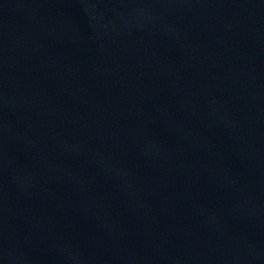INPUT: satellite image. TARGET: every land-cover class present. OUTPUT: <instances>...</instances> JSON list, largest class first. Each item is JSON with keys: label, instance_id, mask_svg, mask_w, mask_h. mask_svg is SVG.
Instances as JSON below:
<instances>
[{"label": "water", "instance_id": "water-1", "mask_svg": "<svg viewBox=\"0 0 264 264\" xmlns=\"http://www.w3.org/2000/svg\"><path fill=\"white\" fill-rule=\"evenodd\" d=\"M0 264H264V0H0Z\"/></svg>", "mask_w": 264, "mask_h": 264}]
</instances>
